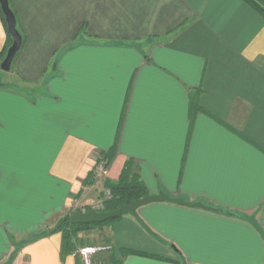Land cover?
<instances>
[{
  "label": "crops",
  "instance_id": "1",
  "mask_svg": "<svg viewBox=\"0 0 264 264\" xmlns=\"http://www.w3.org/2000/svg\"><path fill=\"white\" fill-rule=\"evenodd\" d=\"M10 2L23 45L0 68V264H82L49 230L100 198L110 151L106 183L129 164L148 196L214 209L152 203L148 230L110 224L105 244L136 252L121 264H264V19L242 0Z\"/></svg>",
  "mask_w": 264,
  "mask_h": 264
},
{
  "label": "trees",
  "instance_id": "2",
  "mask_svg": "<svg viewBox=\"0 0 264 264\" xmlns=\"http://www.w3.org/2000/svg\"><path fill=\"white\" fill-rule=\"evenodd\" d=\"M242 1H244L250 7H252L264 19V0H242ZM10 7L12 8L11 2H10ZM9 41H8L6 50L0 56L1 59L4 58V56L6 55L8 51V47L10 43ZM113 158H114V152L110 151L107 154H103L100 157L99 161H105L107 167H109ZM106 186L110 189L112 193V198H111L112 200L107 203L105 212L119 209L121 206L129 204L130 202L134 200L143 199L146 196H148V193H147V190L144 184L141 181H139V179L137 178H130L129 164L126 165L125 169L123 170L117 182H107ZM121 218L122 217L116 220L108 221L104 224L75 225L71 223L70 221L71 217L69 216V217H65L62 220H60L58 224L52 230H49V233H61L62 234V245H61L62 258H65L70 255H74L80 260V257L78 255V250L80 249L79 244H81L79 237H78L79 233L82 231H89L96 227H103V226L112 224L120 220ZM135 253L136 252L132 250H122L119 252V254L123 255L124 257L131 255V254H135ZM119 258L120 257L117 256V253L112 252L110 254V259L108 261V264H121V259Z\"/></svg>",
  "mask_w": 264,
  "mask_h": 264
},
{
  "label": "water",
  "instance_id": "3",
  "mask_svg": "<svg viewBox=\"0 0 264 264\" xmlns=\"http://www.w3.org/2000/svg\"><path fill=\"white\" fill-rule=\"evenodd\" d=\"M0 9L4 16V20L7 26L8 34L12 38V45L8 49L4 60L2 61L0 68L3 72H10L13 62L20 52L23 45V37L19 30L17 29V18L15 13L10 7L9 0H0ZM173 203L181 206H185L192 209H202L206 211H212L213 208L200 203H190L182 199L172 198L168 195L161 194L159 196H146L143 199L134 200L129 204L121 206L119 209L109 211V212H89L87 214H82L80 212H75L71 216V223L75 225L79 224H104L108 221L116 220L124 216H132L140 223L146 230L148 228L138 215V210L142 207L148 206L152 203Z\"/></svg>",
  "mask_w": 264,
  "mask_h": 264
},
{
  "label": "rangeland",
  "instance_id": "4",
  "mask_svg": "<svg viewBox=\"0 0 264 264\" xmlns=\"http://www.w3.org/2000/svg\"><path fill=\"white\" fill-rule=\"evenodd\" d=\"M13 12H14V10H13ZM17 29L19 30V32L22 35L21 29L19 28L18 21H17ZM9 39H10V41H9L10 43H9L8 49L12 45V38H11V36H9ZM4 76H6L5 73H1V71H0V77L1 78H5ZM94 179H96V181H98V182L99 181L100 182L102 181L104 183V185L102 187V193H101L100 198L98 200H96L92 204H97V203L104 202L103 211L105 212L106 211V205H107V203L112 200L111 199L112 198V193H111L110 189L106 186V180H105V178H103V177L102 178L101 177H95L94 176ZM92 204L87 205V206H79L76 209H74L75 211L73 210L74 211L73 213L82 211V209L83 210H89L91 208ZM71 215H68L66 217H69V216L71 217ZM109 225H106V226H103V227H96V228H93V229H91L89 231H82V232H80L79 235H78L79 240H80V243H81V244H79V246H80L79 248H83V247H94V246H108V244H105V242L107 240L106 231H103V230H104L105 227H107ZM100 254H105V253L103 252V253H100ZM117 256L120 257V254L118 253Z\"/></svg>",
  "mask_w": 264,
  "mask_h": 264
},
{
  "label": "built area",
  "instance_id": "5",
  "mask_svg": "<svg viewBox=\"0 0 264 264\" xmlns=\"http://www.w3.org/2000/svg\"><path fill=\"white\" fill-rule=\"evenodd\" d=\"M107 174H108V167L106 165V162L98 161L94 169V176L106 178ZM103 206H104V202L92 204L89 210L82 209V211H79V212L82 214H87L89 212L100 213V212H104ZM103 252L111 254L113 252V248L109 245L108 246L83 247L78 250V255L81 259L82 264H93V257Z\"/></svg>",
  "mask_w": 264,
  "mask_h": 264
}]
</instances>
